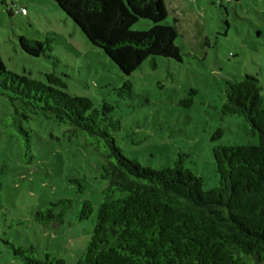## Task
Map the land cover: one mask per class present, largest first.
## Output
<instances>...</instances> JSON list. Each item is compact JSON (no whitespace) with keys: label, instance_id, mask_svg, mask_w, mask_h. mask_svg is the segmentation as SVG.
<instances>
[{"label":"rangeland","instance_id":"374dc122","mask_svg":"<svg viewBox=\"0 0 264 264\" xmlns=\"http://www.w3.org/2000/svg\"><path fill=\"white\" fill-rule=\"evenodd\" d=\"M163 3L166 18L160 24L175 30L179 61L157 57L152 69L145 60L125 77L51 0H0V63L6 71L40 82L53 70L68 95L86 97L95 107L106 100L114 106L111 116L120 124L114 139L125 157L160 169L184 155V167L201 176L207 190L217 185L213 146L258 143L243 118L223 116L220 109L225 81L245 75L258 79L264 107V0ZM150 26L139 20L132 30ZM18 37L42 44L48 39L50 57L28 56L18 47ZM125 80L131 84L128 97L118 93ZM7 115L12 107L0 93V264H22L5 243L34 245L38 259L47 253L75 264L91 230L90 221L76 220L77 212L82 201L94 208L101 202L103 160L82 137L69 136L67 126L35 116L21 120L30 139L26 160L15 124L1 123ZM218 129L222 134L212 142ZM60 200L72 202L60 226L34 222L36 211Z\"/></svg>","mask_w":264,"mask_h":264},{"label":"trees","instance_id":"16d2710c","mask_svg":"<svg viewBox=\"0 0 264 264\" xmlns=\"http://www.w3.org/2000/svg\"><path fill=\"white\" fill-rule=\"evenodd\" d=\"M51 1L125 77L145 60L152 69L157 57L180 60L175 30L160 24L166 18L163 0ZM139 20L151 24L148 30H132ZM17 40L28 56L50 57L48 39L43 44ZM44 80L16 75L0 63V93L12 107V117L4 116L1 123L15 124L26 160L30 139L20 125L31 116L67 126L69 136L82 137L103 160L101 202L94 208L82 201L77 212L76 220L90 221L91 230L75 264H264V107L257 78L245 75L224 83L221 114L243 118L258 143L213 146L217 185L207 190L201 176L184 167V155L160 169L125 157L114 139L120 124L111 116L113 105L104 100L95 107L86 97L68 95L53 70ZM130 92L125 80L118 93L128 97ZM221 134L216 130L212 142ZM71 206L70 200L49 203L33 220L56 228ZM5 245L22 264H66L47 253L38 259L34 245Z\"/></svg>","mask_w":264,"mask_h":264},{"label":"built area","instance_id":"2783aa9c","mask_svg":"<svg viewBox=\"0 0 264 264\" xmlns=\"http://www.w3.org/2000/svg\"><path fill=\"white\" fill-rule=\"evenodd\" d=\"M21 16H25L26 15V11L24 8H17V11Z\"/></svg>","mask_w":264,"mask_h":264},{"label":"crops","instance_id":"0c3cea01","mask_svg":"<svg viewBox=\"0 0 264 264\" xmlns=\"http://www.w3.org/2000/svg\"><path fill=\"white\" fill-rule=\"evenodd\" d=\"M26 15H27V12H26Z\"/></svg>","mask_w":264,"mask_h":264}]
</instances>
